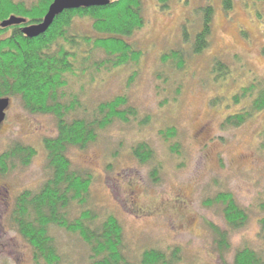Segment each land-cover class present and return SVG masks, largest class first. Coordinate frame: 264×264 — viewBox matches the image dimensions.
I'll list each match as a JSON object with an SVG mask.
<instances>
[{"label": "rangeland", "instance_id": "rangeland-1", "mask_svg": "<svg viewBox=\"0 0 264 264\" xmlns=\"http://www.w3.org/2000/svg\"><path fill=\"white\" fill-rule=\"evenodd\" d=\"M231 2L226 12L222 0H172L163 11L156 0H142L144 26L127 39L141 52L139 61L94 74V81L86 76L70 83L69 95L89 108L126 96L137 111L136 121L116 122L86 149L68 152L72 165L93 177L87 207L100 217L118 219L134 264L152 248L177 247L181 264H231L240 248L264 249L259 222L264 219V112L237 128L220 126L249 103L230 106L233 95L252 83L264 88V2ZM208 5L213 8L209 47L191 55L183 29L192 38L201 25L198 9ZM80 26L90 30L86 21ZM178 50L185 53L183 68L161 62L162 55ZM219 61L229 75L217 81L213 67ZM216 98L222 101L212 106ZM169 128L176 135L167 142L159 133ZM55 134L52 116L29 114L19 101H10L0 127V154L19 143L34 148L36 155L28 166L0 175V264H33L30 246L8 218L15 198L24 190L36 191L48 177L42 141ZM138 143L151 148V161L140 164L132 156ZM154 168L155 178L150 175ZM223 192L245 209L248 221L229 232V251L219 253L209 224L228 227L220 208L207 202ZM53 234L67 264H87L80 240L59 230Z\"/></svg>", "mask_w": 264, "mask_h": 264}, {"label": "trees", "instance_id": "trees-1", "mask_svg": "<svg viewBox=\"0 0 264 264\" xmlns=\"http://www.w3.org/2000/svg\"><path fill=\"white\" fill-rule=\"evenodd\" d=\"M108 1L102 6L65 10L43 34L29 38L22 29L41 22L53 0L31 3L0 0V99L17 100L27 113L52 116L56 122L55 136L42 141L48 177L36 191L24 190L15 198L8 218L12 229L30 246L33 264H67L68 257L60 250L53 230L80 240L86 249L87 264H134L127 255L118 219L113 215L100 217L87 207L92 175L75 168L68 156L72 148L84 150L95 143L100 133L116 122L127 125L137 120V111L126 96H116L89 108L68 93L73 79L89 76L94 81V74L135 64L141 57V52L127 39L144 26L142 0ZM171 1L156 0L163 11ZM221 4L226 12L232 7L231 0H222ZM198 12L201 25L197 33L192 38L186 30L182 33L191 55L202 54L210 43L213 8L208 5ZM10 17L25 22L1 26ZM85 21L90 24V30L80 26ZM184 56L180 50L171 51L161 56V62L180 70ZM213 70L217 81L229 75L228 68L220 61ZM245 100L249 103L238 112L228 114L220 123L221 129L240 127L255 114L264 112V88L253 83L242 88L231 97L230 106ZM221 101L216 98L211 105ZM159 134L168 142L175 137L176 130L169 128ZM261 137L264 153V126ZM170 149L172 153L178 152L175 145ZM131 153L140 164L153 159V151L146 143H138ZM35 155L34 148L13 144L0 154V175H6L17 165L28 166ZM150 175L155 178L157 169ZM207 204L220 208L228 227L221 230L209 224L216 250L229 251V232L242 229L248 215L229 193H219ZM260 209L264 212V201ZM259 222L264 242V219ZM181 263L177 247L146 249L138 260V264ZM231 264H264V249L258 252L249 247L240 248L234 251Z\"/></svg>", "mask_w": 264, "mask_h": 264}, {"label": "water", "instance_id": "water-1", "mask_svg": "<svg viewBox=\"0 0 264 264\" xmlns=\"http://www.w3.org/2000/svg\"><path fill=\"white\" fill-rule=\"evenodd\" d=\"M108 3V0H53L41 22L36 25L23 28L22 33L29 38L37 37L43 34L52 24L55 17L60 15L65 10H75L89 6H102ZM24 22L25 21L23 19L10 17L9 19L2 22L1 26L7 27L12 25H19L23 24ZM9 104V99H0V127L5 119L6 110L8 109Z\"/></svg>", "mask_w": 264, "mask_h": 264}]
</instances>
